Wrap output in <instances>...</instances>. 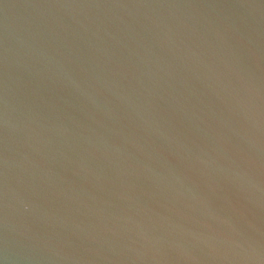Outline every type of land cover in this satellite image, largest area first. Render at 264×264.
<instances>
[{"label": "water", "instance_id": "obj_1", "mask_svg": "<svg viewBox=\"0 0 264 264\" xmlns=\"http://www.w3.org/2000/svg\"><path fill=\"white\" fill-rule=\"evenodd\" d=\"M0 264H264V0H0Z\"/></svg>", "mask_w": 264, "mask_h": 264}]
</instances>
